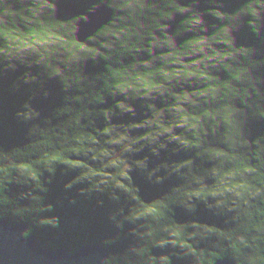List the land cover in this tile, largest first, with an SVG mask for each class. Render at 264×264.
I'll return each mask as SVG.
<instances>
[{"label":"water","instance_id":"obj_1","mask_svg":"<svg viewBox=\"0 0 264 264\" xmlns=\"http://www.w3.org/2000/svg\"><path fill=\"white\" fill-rule=\"evenodd\" d=\"M0 264H264V0H0Z\"/></svg>","mask_w":264,"mask_h":264},{"label":"snow or ice","instance_id":"obj_2","mask_svg":"<svg viewBox=\"0 0 264 264\" xmlns=\"http://www.w3.org/2000/svg\"><path fill=\"white\" fill-rule=\"evenodd\" d=\"M0 43H2V41H0Z\"/></svg>","mask_w":264,"mask_h":264}]
</instances>
